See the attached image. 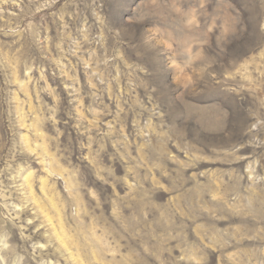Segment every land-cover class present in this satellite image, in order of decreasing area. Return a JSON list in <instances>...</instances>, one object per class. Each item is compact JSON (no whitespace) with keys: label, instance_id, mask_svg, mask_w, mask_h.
Instances as JSON below:
<instances>
[{"label":"rangeland","instance_id":"obj_1","mask_svg":"<svg viewBox=\"0 0 264 264\" xmlns=\"http://www.w3.org/2000/svg\"><path fill=\"white\" fill-rule=\"evenodd\" d=\"M0 264H264V0H0Z\"/></svg>","mask_w":264,"mask_h":264}]
</instances>
